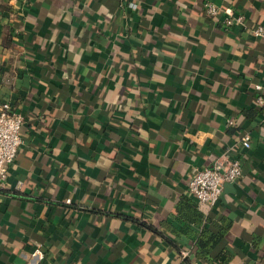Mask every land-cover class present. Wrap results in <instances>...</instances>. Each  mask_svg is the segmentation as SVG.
<instances>
[{
  "label": "crops",
  "instance_id": "1",
  "mask_svg": "<svg viewBox=\"0 0 264 264\" xmlns=\"http://www.w3.org/2000/svg\"><path fill=\"white\" fill-rule=\"evenodd\" d=\"M228 12L246 27L224 29ZM260 25L264 0H0V106L25 117L0 192V264H209L179 203L224 154L243 175L199 209L208 226L232 221L230 264H264ZM164 222L183 234L146 227Z\"/></svg>",
  "mask_w": 264,
  "mask_h": 264
},
{
  "label": "built area",
  "instance_id": "2",
  "mask_svg": "<svg viewBox=\"0 0 264 264\" xmlns=\"http://www.w3.org/2000/svg\"><path fill=\"white\" fill-rule=\"evenodd\" d=\"M204 7L210 18L217 19L220 11L214 3L206 2ZM130 8L137 9V5L131 3ZM221 24L226 30L233 27H246V19L243 15L228 12V15L222 19ZM250 34L256 39H264V25L253 27ZM254 89L257 92V106L264 108V76L263 83L255 84ZM24 124V115L11 102L3 103L0 106V192L7 189L9 169L15 163L23 143L22 128ZM229 125H233V122L230 121ZM241 141L245 149L251 148L249 135H244ZM242 175L243 165L241 160L231 158L229 154H224L211 167L202 168L196 172L189 183L188 192L196 201L207 206L210 210L220 202L225 187L228 184H237ZM67 203L70 204L71 200H67ZM33 255L39 256L40 260L45 258L41 248H38ZM182 255L186 258L189 253L183 252Z\"/></svg>",
  "mask_w": 264,
  "mask_h": 264
},
{
  "label": "trees",
  "instance_id": "3",
  "mask_svg": "<svg viewBox=\"0 0 264 264\" xmlns=\"http://www.w3.org/2000/svg\"><path fill=\"white\" fill-rule=\"evenodd\" d=\"M189 196L184 197L179 203V216L182 219H185L190 226L198 225L201 227V231L198 233L191 229L187 232V236L195 242L193 254L195 255L197 262H205L209 264H230L234 259V253L222 245L230 233L233 225L232 221L227 218H223L219 224L212 223L211 226H208V223H211L212 221H210V219L200 211L199 207L203 205L196 201L191 195ZM146 227L153 233L162 236L165 231L177 237L183 234L167 222L162 223L161 230L152 226ZM186 260L188 261V259Z\"/></svg>",
  "mask_w": 264,
  "mask_h": 264
},
{
  "label": "water",
  "instance_id": "4",
  "mask_svg": "<svg viewBox=\"0 0 264 264\" xmlns=\"http://www.w3.org/2000/svg\"><path fill=\"white\" fill-rule=\"evenodd\" d=\"M231 187H232V185H231V184H228V185L225 187V190L227 191L228 188H231Z\"/></svg>",
  "mask_w": 264,
  "mask_h": 264
}]
</instances>
